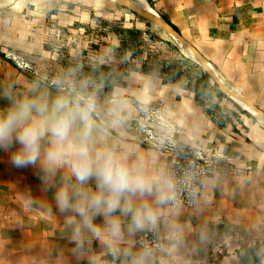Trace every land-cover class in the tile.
<instances>
[{"label": "crops", "instance_id": "crops-1", "mask_svg": "<svg viewBox=\"0 0 264 264\" xmlns=\"http://www.w3.org/2000/svg\"><path fill=\"white\" fill-rule=\"evenodd\" d=\"M70 1L74 3L69 8L63 4L58 9L38 7V19L42 15L60 25L99 31V63L120 67L123 57L116 51L120 38L110 31L108 5L104 0ZM146 2L177 28L165 21L180 43L208 64L190 58L210 74V82H216L225 96L213 95L201 104L181 79L163 82L158 74L130 70L123 77L124 85L103 93L102 104L118 94L126 101L128 118L136 113L135 102H159L179 127L181 140L218 150L239 168L207 176L196 206L161 209L156 231L163 240L154 251L153 264H239L244 248L249 253L246 264H264V0ZM4 7L12 9V0H0V9ZM125 19L123 27L141 33L149 27L147 18L129 20L126 15ZM17 20L24 23L21 16ZM6 27H0L3 48L28 43L26 31ZM33 80L0 54V90L12 88L20 95ZM237 98L250 107H243ZM6 104L0 97V107ZM113 137L121 148L132 149L151 166L168 167L169 156L137 142L126 124L114 130ZM52 197V192L41 190L33 170L12 169L7 156L0 153V264H88L89 257L95 264H126L123 257L113 258L96 241L87 254L73 255L65 218L56 213ZM135 238L123 247L138 250Z\"/></svg>", "mask_w": 264, "mask_h": 264}, {"label": "clouds", "instance_id": "clouds-1", "mask_svg": "<svg viewBox=\"0 0 264 264\" xmlns=\"http://www.w3.org/2000/svg\"><path fill=\"white\" fill-rule=\"evenodd\" d=\"M101 93L79 66L41 76L20 95L0 90L7 101L0 107V153L12 169L33 170L41 190L52 192L73 255L87 254L96 241L126 264H153L149 245L140 242L136 251L123 246L158 229L161 209L176 200V185L165 169L121 148L113 131L126 123V101L117 94L102 104Z\"/></svg>", "mask_w": 264, "mask_h": 264}, {"label": "rangeland", "instance_id": "rangeland-1", "mask_svg": "<svg viewBox=\"0 0 264 264\" xmlns=\"http://www.w3.org/2000/svg\"><path fill=\"white\" fill-rule=\"evenodd\" d=\"M10 1L11 0H9V2ZM16 1L17 2H14L12 0L13 10L5 7L0 9V27L6 29V26H8L14 30L16 28L14 32H17V30L19 31L18 28L26 31L28 36L24 39L28 43H24L22 46L8 48H3L0 45V54L6 55V53L10 52V55H15L16 59L30 65L32 70H35V73H30L28 71L22 72L33 78L34 76H48L51 78L79 66L82 78L94 79L101 88L105 86L102 81L97 79L98 75L93 76L91 72L85 73L83 69L86 66L94 67L97 63L106 64L99 63V51L97 49V45L100 43L99 31H91L83 26L70 27L60 25L54 19L42 15H40L41 17L38 19V7L40 6H54V8L58 9V6L62 7L60 5L63 4L69 8L74 2L70 0ZM103 2L108 5L107 9L111 15V21H109L110 31L117 34L119 38H121L119 30L121 28H129L122 26L123 21L126 20V15L130 18L129 20H131V17H133V19L138 18L140 21L147 20L130 8L121 5L120 2L119 4L117 0H104ZM23 4L26 7L24 11L21 10ZM50 12L53 11H48V13ZM20 16L24 18V23L20 22L22 20H17ZM147 24L149 26L148 29L144 28L143 33L139 31L135 55L131 56L130 52H128L127 57V53L122 54L120 50L116 48V51L123 57V63L121 62L122 65L118 68H113L111 65L114 72L129 67L128 65H131V62L141 68V64L153 62V55H157L160 60L178 61L180 58L179 55L186 54L187 56H184H189L188 58L194 60L193 51L190 48L182 45L179 40L173 39L164 29L154 22L147 20ZM4 58L7 57L4 56ZM10 60L14 64V61L12 59ZM151 74L158 73L153 72ZM103 93L104 92L101 93V102L104 101Z\"/></svg>", "mask_w": 264, "mask_h": 264}, {"label": "built area", "instance_id": "built-area-1", "mask_svg": "<svg viewBox=\"0 0 264 264\" xmlns=\"http://www.w3.org/2000/svg\"><path fill=\"white\" fill-rule=\"evenodd\" d=\"M7 60L21 71L35 73L32 67L16 59L10 52L6 53ZM10 58V59H9ZM39 77L34 76V79ZM136 113L126 118V126L134 139L140 144L157 150L169 156L166 171L176 185V200L166 205L170 211L179 206L193 207L199 203L204 179L216 172H236L239 168L231 165L229 157L204 145H191L179 138L180 129L163 111L159 102H135ZM178 232L172 233L173 238ZM163 235L158 231H145L136 234V244L140 247L143 242L157 251L161 248Z\"/></svg>", "mask_w": 264, "mask_h": 264}, {"label": "trees", "instance_id": "trees-1", "mask_svg": "<svg viewBox=\"0 0 264 264\" xmlns=\"http://www.w3.org/2000/svg\"><path fill=\"white\" fill-rule=\"evenodd\" d=\"M151 3V0H148ZM166 22H168L174 29L177 28L164 16L161 15ZM121 34L120 45L117 47L122 54L127 51L130 55H135V49L137 47V40L139 30L135 28H121L119 30ZM1 56L4 57L3 54ZM178 61L175 60H160L157 55H153L152 63H143L141 68L137 67L131 62L129 67H125L118 72L112 70L111 65L96 64L94 67H84V72H91L93 76H97L99 81H102L105 86L102 87V92L111 90L114 85H124V75L130 70L143 71L145 73L157 72L161 76L163 82L181 79L182 85L194 92L195 98L201 104L204 103V98H211L213 95L217 97L225 96V94L218 89L217 83L210 82V74L203 69L200 65L192 61L190 58L179 55ZM249 257L247 248H244V253L239 255V264H246V260Z\"/></svg>", "mask_w": 264, "mask_h": 264}, {"label": "bare ground", "instance_id": "bare-ground-1", "mask_svg": "<svg viewBox=\"0 0 264 264\" xmlns=\"http://www.w3.org/2000/svg\"><path fill=\"white\" fill-rule=\"evenodd\" d=\"M117 1H119L122 4H124L128 8L138 12L139 14H141L142 16L147 18L148 20L157 23L160 27L165 29L169 34H172V36L175 39H177L179 41L181 40L180 37L174 31H172V29L166 24V22L152 9V7L146 2V0H135V1H132V0H117ZM193 55H194V60L195 61H198V62L204 64L205 66L208 65V64L206 65L202 61L201 57L198 54H196V52L193 51ZM237 100L240 102V104L243 107H245V108L250 107L242 99L237 98ZM251 109H253V108H251Z\"/></svg>", "mask_w": 264, "mask_h": 264}]
</instances>
